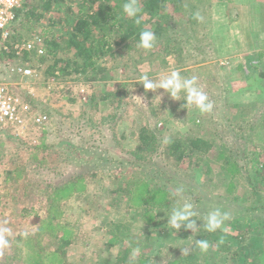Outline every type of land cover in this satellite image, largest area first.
<instances>
[{"label":"rangeland","instance_id":"1","mask_svg":"<svg viewBox=\"0 0 264 264\" xmlns=\"http://www.w3.org/2000/svg\"><path fill=\"white\" fill-rule=\"evenodd\" d=\"M191 2L182 0L181 16L169 21L167 48L133 70L111 68L106 81L89 73L51 75L36 55L0 61V79L49 117L24 136L0 130V230L7 229L8 241L0 257L11 264H109L133 240L137 264L185 256L190 263L264 264V251L247 245L250 233L242 240L238 232L259 228L264 236V0H203L202 20L186 23ZM40 23L47 25V17ZM40 27L14 21L9 29L24 41ZM25 63L34 75L9 69ZM174 69L197 78L212 112L187 105L184 93L176 100L138 80L147 73L158 81ZM112 89L113 102L99 100ZM141 127L161 144L200 135L211 146L174 163L160 146L139 150ZM184 202L197 213L195 232L167 224ZM23 208L26 215L19 214ZM216 208L229 218L213 235L203 224ZM128 209L139 214L130 219ZM196 238L208 240L207 251Z\"/></svg>","mask_w":264,"mask_h":264},{"label":"trees","instance_id":"2","mask_svg":"<svg viewBox=\"0 0 264 264\" xmlns=\"http://www.w3.org/2000/svg\"><path fill=\"white\" fill-rule=\"evenodd\" d=\"M126 2L128 0H26L17 10L15 22L31 30L41 26L38 36L41 38L40 43L44 53L37 58L39 63H48L49 74L59 76L57 73H60L63 77L89 73L93 74L90 76L92 79L99 77L106 81L110 79L108 73L111 68L123 65L130 66L128 69L133 70L136 61L142 58L150 60V55L157 53V49L167 48L171 41L167 37L169 27L172 26L169 21L173 22L183 12L182 0H138L143 19L137 25L123 12V4ZM202 2L203 0H192L191 10L189 9L190 12L185 16L187 18L184 22L190 23L196 19L194 13L199 11L198 8L203 4ZM45 17H47V25L40 23ZM182 21L183 19L180 18L179 23ZM145 29L154 31L157 37L154 47L150 50L137 46L139 33ZM10 41H23V39L21 40L19 34L11 32ZM31 55H36L34 50L30 52L24 50L21 58L29 60ZM8 56L17 57L11 47L7 51L0 50V61H5ZM125 57L127 61L121 60ZM106 92L98 97L99 100L113 102L116 91L112 89ZM137 138L140 145L139 150L160 146L166 159L171 157L174 163H179L184 157H191L195 152L204 153L211 146V143L200 135L165 138L169 142L163 141L161 144L160 140L157 142L156 134L147 127L139 128ZM9 139L13 138L9 137ZM116 190L123 191L119 187ZM19 214L26 215L25 209L19 211ZM127 214L132 219L136 218L139 213L135 209L130 211L128 209ZM158 220L155 219L154 222ZM249 229L239 226L238 232L242 235L240 238L243 240L246 234L250 233L246 239L247 245L258 246L264 251V236H261L259 228ZM227 236L232 237L230 234ZM213 237L216 238V236ZM132 241L124 249L119 250L109 264H137L130 255ZM8 257H0V264H11ZM169 264L201 263L199 261L190 263L188 257L185 256L170 260Z\"/></svg>","mask_w":264,"mask_h":264},{"label":"clouds","instance_id":"3","mask_svg":"<svg viewBox=\"0 0 264 264\" xmlns=\"http://www.w3.org/2000/svg\"><path fill=\"white\" fill-rule=\"evenodd\" d=\"M123 12L130 19H133L134 23L139 25L143 19L141 15L142 9L138 4V0H128L123 4ZM194 17L197 20H202L199 13H194ZM157 37L154 31L150 29L142 30L139 33L138 47L150 50L154 47ZM30 74L29 70H25V75ZM141 83L146 90L163 89L166 93L176 100H179L180 94L184 93L187 105H194L200 113H210L213 110V102L209 99L207 93L198 85L197 78L195 76L191 78L183 77L179 70H172L169 74H164L158 81H153L147 73L141 76ZM165 143H168V139H165ZM183 192V188L176 189V195H180ZM197 213L194 211V206L190 202H184L182 205L173 208L171 214L167 217V224L173 229H181L184 226L186 229H190L195 232L199 225L197 221L192 219ZM227 213H222L219 208L213 209L204 217L203 227L207 232H215L221 228L224 220L228 219ZM7 229L0 230V246L7 245L8 241L5 239L3 232ZM222 242V241H221ZM196 246L201 251H207L209 248V242L206 239H196ZM187 253V249L183 250Z\"/></svg>","mask_w":264,"mask_h":264},{"label":"built area","instance_id":"4","mask_svg":"<svg viewBox=\"0 0 264 264\" xmlns=\"http://www.w3.org/2000/svg\"><path fill=\"white\" fill-rule=\"evenodd\" d=\"M25 2L26 0H0V50L7 51L11 47L15 56L21 55L24 50H34L36 56H39L44 50L38 35L24 41H10V25L17 17V10ZM9 69L21 77L32 76L35 72V68L27 63L13 64ZM25 70H29L30 74L25 75ZM48 119L46 113L36 111L19 93L13 91L7 82L0 79V130H8L15 136H24L28 129L39 127Z\"/></svg>","mask_w":264,"mask_h":264},{"label":"crops","instance_id":"5","mask_svg":"<svg viewBox=\"0 0 264 264\" xmlns=\"http://www.w3.org/2000/svg\"><path fill=\"white\" fill-rule=\"evenodd\" d=\"M255 49H256V48H254V47H250L248 51H255ZM257 49H259V48H257ZM251 55L254 56L255 54H251ZM256 55H257V54H256ZM140 78H141V77H139L138 80H139Z\"/></svg>","mask_w":264,"mask_h":264}]
</instances>
